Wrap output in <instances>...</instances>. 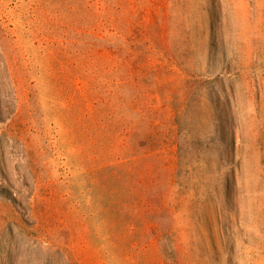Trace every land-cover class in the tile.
I'll return each mask as SVG.
<instances>
[{
	"label": "rangeland",
	"instance_id": "1",
	"mask_svg": "<svg viewBox=\"0 0 264 264\" xmlns=\"http://www.w3.org/2000/svg\"><path fill=\"white\" fill-rule=\"evenodd\" d=\"M0 264H264V0H0Z\"/></svg>",
	"mask_w": 264,
	"mask_h": 264
},
{
	"label": "trees",
	"instance_id": "2",
	"mask_svg": "<svg viewBox=\"0 0 264 264\" xmlns=\"http://www.w3.org/2000/svg\"><path fill=\"white\" fill-rule=\"evenodd\" d=\"M1 107V106H0ZM15 113V108L10 113H6L0 108V122H6Z\"/></svg>",
	"mask_w": 264,
	"mask_h": 264
}]
</instances>
